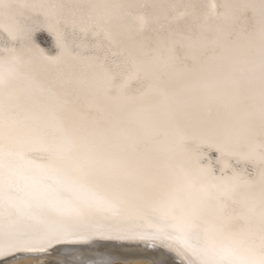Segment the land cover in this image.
Wrapping results in <instances>:
<instances>
[{"label": "snow or ice", "instance_id": "6c2138e0", "mask_svg": "<svg viewBox=\"0 0 264 264\" xmlns=\"http://www.w3.org/2000/svg\"><path fill=\"white\" fill-rule=\"evenodd\" d=\"M97 241L264 264V0H0V264Z\"/></svg>", "mask_w": 264, "mask_h": 264}, {"label": "bare ground", "instance_id": "6f19581e", "mask_svg": "<svg viewBox=\"0 0 264 264\" xmlns=\"http://www.w3.org/2000/svg\"><path fill=\"white\" fill-rule=\"evenodd\" d=\"M85 256L103 257L115 264H150L151 261L167 259L159 250H149L142 245L97 241L87 246L60 247L49 256L23 260L21 264H79Z\"/></svg>", "mask_w": 264, "mask_h": 264}]
</instances>
